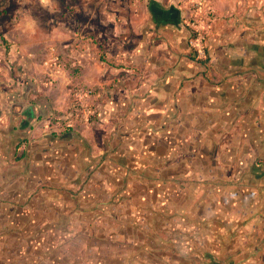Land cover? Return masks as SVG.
<instances>
[{
    "label": "crops",
    "instance_id": "0c3cea01",
    "mask_svg": "<svg viewBox=\"0 0 264 264\" xmlns=\"http://www.w3.org/2000/svg\"><path fill=\"white\" fill-rule=\"evenodd\" d=\"M147 8L111 62L0 90V264H264V29L221 16L199 53L178 0ZM73 86L96 114L64 128Z\"/></svg>",
    "mask_w": 264,
    "mask_h": 264
},
{
    "label": "rangeland",
    "instance_id": "374dc122",
    "mask_svg": "<svg viewBox=\"0 0 264 264\" xmlns=\"http://www.w3.org/2000/svg\"><path fill=\"white\" fill-rule=\"evenodd\" d=\"M148 1L0 0V90L10 93L25 89L29 95L34 94L35 99L41 100L43 89L59 82L56 76L48 74V70L54 68L47 62L51 48L55 49L61 64L54 71H67V75H73L75 69L71 66L69 48L82 50L89 43L101 60L111 62L115 59L112 53L118 46L115 34H129L130 37L133 27L128 19L144 15L143 10L148 14ZM178 1L186 10L190 33L196 26L205 35V49L214 21L221 16L238 18L235 26L264 29V0H226L227 4L221 9L217 0ZM43 33L48 38L45 45L37 42L35 37ZM29 37L34 41L31 42ZM131 42L130 37L123 47ZM28 69L34 72L29 74ZM64 82L67 87L72 86L67 77ZM71 91L74 95L75 86ZM48 117L52 122L63 123V113H51Z\"/></svg>",
    "mask_w": 264,
    "mask_h": 264
},
{
    "label": "built area",
    "instance_id": "2783aa9c",
    "mask_svg": "<svg viewBox=\"0 0 264 264\" xmlns=\"http://www.w3.org/2000/svg\"><path fill=\"white\" fill-rule=\"evenodd\" d=\"M211 8V7H210ZM200 29L195 26L192 34L190 33V44L195 47L199 53H204L203 39L205 35L199 31ZM54 66L49 72H54L55 69L60 68L61 64L58 59V55L54 48H51L49 61ZM73 65V62H71ZM52 73L50 75H52ZM94 93V88L91 86H79L75 91V98L72 105L68 109L67 116L63 119L62 127L72 128L79 123H90L91 118L96 114V110L90 101V97Z\"/></svg>",
    "mask_w": 264,
    "mask_h": 264
},
{
    "label": "flooded vegetation",
    "instance_id": "af4514ba",
    "mask_svg": "<svg viewBox=\"0 0 264 264\" xmlns=\"http://www.w3.org/2000/svg\"><path fill=\"white\" fill-rule=\"evenodd\" d=\"M14 112L13 104L3 92H0V119Z\"/></svg>",
    "mask_w": 264,
    "mask_h": 264
}]
</instances>
